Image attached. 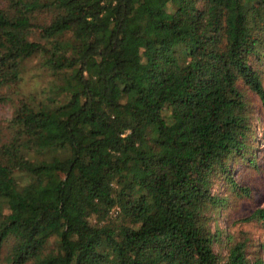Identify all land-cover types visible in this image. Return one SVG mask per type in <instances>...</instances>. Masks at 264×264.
Masks as SVG:
<instances>
[{
  "label": "trees",
  "instance_id": "obj_1",
  "mask_svg": "<svg viewBox=\"0 0 264 264\" xmlns=\"http://www.w3.org/2000/svg\"><path fill=\"white\" fill-rule=\"evenodd\" d=\"M263 62L264 0H0V264H264L213 249Z\"/></svg>",
  "mask_w": 264,
  "mask_h": 264
},
{
  "label": "rangeland",
  "instance_id": "obj_2",
  "mask_svg": "<svg viewBox=\"0 0 264 264\" xmlns=\"http://www.w3.org/2000/svg\"><path fill=\"white\" fill-rule=\"evenodd\" d=\"M262 70V84L264 86V62ZM251 99L250 108L253 115L254 136L252 151L255 166H248L242 160H237L230 164L235 181L240 185L247 186L249 195L247 197H236L229 190L224 189V194L229 195V202H232L227 209H220L215 216V224L222 230V234L220 240L213 244V249L221 254H225V236L227 232H230L236 237L246 240L247 246L245 247V252L248 258L251 257L252 250L261 245L263 249L260 251V254L264 262V224H261L257 220H242L254 208L264 207V110L261 108L256 96H252ZM8 115L9 110L0 107V118L8 117Z\"/></svg>",
  "mask_w": 264,
  "mask_h": 264
}]
</instances>
